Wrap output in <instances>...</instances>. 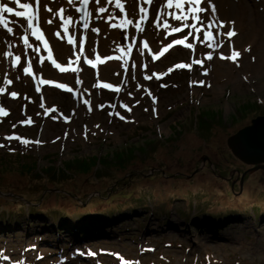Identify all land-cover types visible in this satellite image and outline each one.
<instances>
[{
    "label": "rangeland",
    "instance_id": "1",
    "mask_svg": "<svg viewBox=\"0 0 264 264\" xmlns=\"http://www.w3.org/2000/svg\"><path fill=\"white\" fill-rule=\"evenodd\" d=\"M209 2L225 22L222 31L234 27L237 33L231 41L218 37V49L202 42L203 31L169 35L164 21L172 27L181 22L167 15L175 11L165 7L167 0H121L123 12L113 3L101 6L107 9L102 14L90 0L87 30L79 23V0L71 6L40 0L43 40L31 35L23 18L4 14L13 32L0 26V107L8 113L0 115V264H122L117 255L138 264H264V171L247 172L252 166L226 143L264 114V0H203L205 27L212 18ZM0 3L26 11L13 0ZM125 13L133 24H124ZM186 37L193 48L174 45L153 59ZM230 45L241 53L237 62L220 58L231 54ZM9 51L12 57L3 55ZM53 59L68 70L60 71ZM29 62L32 71L24 74ZM180 63L191 68H175ZM47 167L74 169L64 179L58 175L55 185ZM42 185L52 191L33 193ZM38 197L32 215L25 199ZM86 214L88 222H116L78 238L63 229Z\"/></svg>",
    "mask_w": 264,
    "mask_h": 264
},
{
    "label": "snow or ice",
    "instance_id": "2",
    "mask_svg": "<svg viewBox=\"0 0 264 264\" xmlns=\"http://www.w3.org/2000/svg\"><path fill=\"white\" fill-rule=\"evenodd\" d=\"M90 0H79V4L82 5V7L77 8L76 10L81 12V19L83 20V27L85 30L88 29L89 27V23H90V18H91V12L88 10V4H89ZM145 2H147L148 4L152 3V0H145ZM13 3L18 5V7L20 9H24L26 11H17L14 10L13 7H9L7 4H3L0 3V26H2L8 33H12L13 29L11 27H9L8 25V21L5 19L4 14L5 13H11L16 17L19 18H23L26 21L25 27L28 30H31V35L34 36L36 38V40H43V33L40 30L39 26H38V22H39V6H40V0H34L35 3V8H33V0H25V2H21V0H13ZM69 3H74V0H69ZM96 3H99V0H96ZM106 3L108 4H113L115 5V7L117 9H119L121 12L124 11L123 8V4L121 3V0H106ZM202 3V0H167V3L165 5V7L167 9H175V11H170L167 13V15L175 20V21H180V26H176V27H172L171 25H169L167 23V20L164 21V27L165 28H170V32L168 33L169 35L171 34H175V33H179L181 31H183L185 28H191L194 29L196 31L197 34H199L201 31H203L204 33V40L202 42L208 43L209 41H211L210 43H208V46L213 48V49H218L223 47L222 43H218L217 42V38L218 37H225L228 41H231V38L234 37L235 35H237L234 27L230 28L229 31H227L226 33L222 31V29L226 26L224 21H218L215 17H216V9L215 6L213 4H211L209 2V7L211 8V13H212V18L210 19V22L208 23V25L205 27L203 25V22L201 21L200 18V13L207 11V8H202L200 7ZM187 6V7H186ZM47 11H50V9H47ZM105 11H107L106 8L104 7H98L97 8V12L98 14H102ZM141 15H140V22L144 23L147 21L148 16H147V11L145 8H143L142 6L139 9ZM64 12L65 9L61 8L58 11V15L61 18V20H64ZM164 15V11L163 9H161L160 14L156 17V25L159 26L161 17ZM97 18H100L99 15ZM114 17H109V19H113ZM70 19V18H69ZM191 19L193 21L192 24L188 23V20ZM49 23H51V21H48ZM232 25H234V21L230 22ZM124 24L127 25H131L133 24L132 20L127 19V14L125 13V18H124ZM197 24H200V27H197ZM113 27H116L117 25L113 24ZM123 26V25H121ZM138 30H141L140 24H135L134 25ZM212 28H216V33L213 34V32L211 31ZM65 32H67V28L65 27ZM93 31H98V29H93ZM191 34V33H190ZM57 35H59V33H57ZM197 39H199V35H197ZM187 37L184 39H176L173 43H170L169 45H167L166 48H164L163 51L159 52V55H155L153 56V59H159L160 56H163L165 54V52L168 51V49L172 48L174 45H183L184 47L187 48H193L194 46L190 43H187ZM45 46H47V41L45 40ZM69 43H74V40L72 37H69L68 40ZM23 44L27 47H31V45L29 44V37L27 34H25L23 36ZM144 47L147 48V44H144ZM231 54L229 56H223L221 55L220 58L221 59H229L232 62H237L238 59L241 56V53L236 50L234 48V46H231ZM121 52H123V49H120ZM129 53L131 52V45H129L128 48ZM245 51H250L249 49H245ZM142 54V53H141ZM3 55L8 56V57H12V53L9 52H5ZM127 55V53L125 54ZM114 57H108L107 59H113ZM208 60L213 59V56L211 54H208L206 57ZM49 59H51V52L49 51ZM97 61L100 63H103V60H100L99 56L96 57ZM14 61H15V65H19V62L21 61V56L16 55L14 57ZM52 63L60 69V71H67L68 69L62 68L54 59L52 60ZM87 63L89 65H91L92 67H96V65L91 61L88 60ZM193 63H197V64H203V61L200 60H195L193 61ZM125 64H127V61H125ZM237 66H239L237 64ZM69 68H71V65H69ZM175 68L178 69H183V68H191L190 64H177L175 65ZM72 71H76V69H71ZM24 74H30L32 69H31V64L29 62V65L27 67H24L22 69ZM171 71V69L169 70ZM205 75L207 74V72L204 73ZM19 78V77H17ZM151 76H146L145 79H151ZM159 78V77H158ZM79 82V81H78ZM6 84L10 85L11 81L7 80L5 81ZM38 83H43V84H50L52 83L51 81L48 80H41ZM201 84H203V82H200ZM210 86V85H209ZM56 87L58 88H66L65 85L62 84H57ZM101 87L104 88H113L112 85L110 84H103L101 85ZM38 92L40 91L39 86H37L36 89ZM67 91L72 92L71 88H66ZM114 91H120L119 88H114ZM5 91L4 87H0V93H3ZM150 94V93H149ZM11 97L12 98H16L17 97V93L13 92L11 93ZM85 103H88L87 101H85ZM127 107V106H125ZM128 111H131L130 108L127 109ZM0 115L6 116L8 115V113L2 108L0 107ZM121 119H124V117H120ZM28 123H32V121L29 119ZM6 139L12 140V139H17L20 140V142L22 144H29L31 143L28 140H24L21 139L18 136H10V137H5ZM36 143H39V141H36ZM0 147H3V145H0ZM3 259L7 260L9 259L8 257H3ZM117 259L122 261V264H138V262H132V261H123V258L117 255ZM22 264V262H21Z\"/></svg>",
    "mask_w": 264,
    "mask_h": 264
},
{
    "label": "water",
    "instance_id": "3",
    "mask_svg": "<svg viewBox=\"0 0 264 264\" xmlns=\"http://www.w3.org/2000/svg\"><path fill=\"white\" fill-rule=\"evenodd\" d=\"M79 20L83 24L81 12ZM226 143L235 158L252 166L247 172L264 171V114L252 118L250 124L229 136ZM247 172L242 174L241 183Z\"/></svg>",
    "mask_w": 264,
    "mask_h": 264
},
{
    "label": "trees",
    "instance_id": "4",
    "mask_svg": "<svg viewBox=\"0 0 264 264\" xmlns=\"http://www.w3.org/2000/svg\"><path fill=\"white\" fill-rule=\"evenodd\" d=\"M128 158V157H127ZM94 161V160H93ZM78 162L81 164V162H82V160H78ZM89 162V161H88ZM84 164H87L86 162H84ZM72 169H74V167H71V168H66V169H62V170H59L58 172H56L55 173V171L53 170V168L52 167H47L46 168V174H49V171L51 170V171H53L54 172V174H52V175H49L48 177H51V178H53L52 180H51V182H54V184L55 185H57L58 183H60L61 182V180L62 179H64V177H67V174H69V173H72L71 171H72ZM74 172V171H73ZM55 175V176H54ZM58 175L62 178H60V179H58ZM56 177V178H55ZM100 177H107V175H104V176H102V175H99V177L98 178H100ZM134 178H137L136 176H133V177H131L130 179H129V181H131L132 179H134ZM42 187H43V185H42ZM37 188L36 189V191H34L33 193H43V195L45 194V192H49V191H52L51 189H47V188H45V187H43V188ZM56 189H58V188H56ZM55 189V190H56ZM100 192V191H99ZM35 195H37V194H35ZM20 196H21V194H20ZM40 196V195H39ZM28 198V197H27ZM39 197L38 198H34V199H25L26 200V202L27 203H29L30 204V208H29V213L30 214H32V215H34V214H36V213H34L33 212V210H34V208H36L35 207V202H38L39 201ZM96 215H98V216H102V214H96ZM91 216H89V215H87L86 214V216L85 215H81V216H79V217H77V220H76V223H75V225H69L68 223H67V221L65 222V223H63L64 224V228L63 229H67V230H71L72 231V236H73V238H75V237H80V235H86V234H90L91 232H93V231H97L99 228H101L102 226V228L103 229H108V227L109 226H112L116 221L114 220V221H112V220H100V221H94L93 223H92V221H86V219H88V218H90ZM66 217L64 216L63 217V219H65ZM114 222V223H113ZM211 224H213V223H211ZM214 225V224H213ZM213 225H210V226H213ZM105 227V228H104Z\"/></svg>",
    "mask_w": 264,
    "mask_h": 264
},
{
    "label": "bare ground",
    "instance_id": "5",
    "mask_svg": "<svg viewBox=\"0 0 264 264\" xmlns=\"http://www.w3.org/2000/svg\"><path fill=\"white\" fill-rule=\"evenodd\" d=\"M63 1L69 6L72 5V3L71 4L69 3V0H63ZM98 4H100L98 7H101V6H104V5H106L107 8L111 7V4L106 3V0H102V2H99ZM34 6H35V3H33V8H34ZM95 8H97V4H95V6L93 7V9H95Z\"/></svg>",
    "mask_w": 264,
    "mask_h": 264
}]
</instances>
